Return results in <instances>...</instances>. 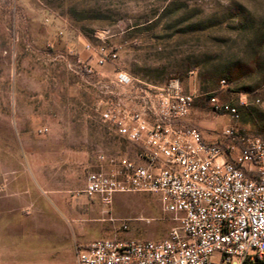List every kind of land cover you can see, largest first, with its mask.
Instances as JSON below:
<instances>
[{"label":"rangeland","instance_id":"obj_1","mask_svg":"<svg viewBox=\"0 0 264 264\" xmlns=\"http://www.w3.org/2000/svg\"><path fill=\"white\" fill-rule=\"evenodd\" d=\"M102 35L140 80L179 78L199 94L233 77L220 98L239 120L204 97L191 111L206 141L264 130V0H0V264H76L94 240L158 241L175 226L156 194L106 206L82 193L100 151L137 160L93 111L102 76L75 72Z\"/></svg>","mask_w":264,"mask_h":264},{"label":"built area","instance_id":"obj_2","mask_svg":"<svg viewBox=\"0 0 264 264\" xmlns=\"http://www.w3.org/2000/svg\"><path fill=\"white\" fill-rule=\"evenodd\" d=\"M99 38L87 44L75 72L102 76L93 111L136 148L137 160L100 151L82 193L106 206L116 194H156L175 226L158 241L94 240L78 250L76 264H264V137L227 128L223 142L212 143L190 121L203 97L214 113L239 120L240 105L218 96L232 93L229 83L198 94L179 78L140 80L118 67L120 48Z\"/></svg>","mask_w":264,"mask_h":264},{"label":"trees","instance_id":"obj_3","mask_svg":"<svg viewBox=\"0 0 264 264\" xmlns=\"http://www.w3.org/2000/svg\"><path fill=\"white\" fill-rule=\"evenodd\" d=\"M228 83H229V85H230V90L231 91H233V84H235V82H234V80H233V77L231 76V75H229L228 77H226V78H224ZM222 79H220L219 81H218V84H220V81H221ZM214 81L212 80V83H213ZM158 84H163V83H158ZM218 96H220V95H218ZM205 98V103L206 104H209V98L210 97H204ZM259 136H263L264 137V131H261V133L259 134Z\"/></svg>","mask_w":264,"mask_h":264}]
</instances>
